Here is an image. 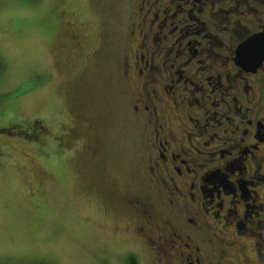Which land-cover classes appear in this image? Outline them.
<instances>
[{
	"label": "rangeland",
	"instance_id": "374dc122",
	"mask_svg": "<svg viewBox=\"0 0 264 264\" xmlns=\"http://www.w3.org/2000/svg\"><path fill=\"white\" fill-rule=\"evenodd\" d=\"M138 2L0 0V264H31L32 260L53 264H135L133 252L140 257V264H156L144 241L137 236L132 239L126 231L128 220L115 219L111 204L103 202V192L110 188L111 178L117 177L123 183L135 170V177L130 175V179L135 180L137 188L143 179L137 174L144 124L130 123V115H136L130 98L138 94L133 87L136 81L130 80L127 89L121 78L125 59L132 62L136 51V25L143 12L136 8ZM227 5L214 3L210 11ZM244 16V23L251 26L247 18L253 15ZM74 20L81 23L75 25ZM212 20L213 24L200 16L199 21H207L209 27L201 33L221 35L218 27L223 25L222 19L213 16ZM187 23L190 22L180 25ZM168 25L154 33H167ZM199 25L196 23V27ZM70 34L79 35L83 41ZM203 35L200 40L205 43L215 40ZM178 36L176 31L174 37ZM194 36L181 41L185 43ZM76 44L82 46L77 48ZM213 48L219 52L216 43ZM174 53L168 52L165 64L171 62ZM180 61H186V56L179 57ZM138 64L143 66L142 62ZM187 75L185 71L182 76ZM155 77L159 78V74ZM80 99L89 115H117V121L100 137L103 151L111 153V160L99 162L103 157L92 160L84 154L82 145L90 143L92 131L83 115L75 122L79 128L71 140L77 141L71 154L64 148L69 140L62 135L57 143L64 147L57 143L43 146L49 145L54 134L65 132V122L73 115L70 106L78 107ZM142 100L138 98L137 102L141 104ZM240 103L245 106L242 98L237 106ZM236 104L232 102L233 110ZM55 117L57 128L52 125ZM171 127L175 128L176 123ZM261 177L259 188L264 191V174ZM250 194L254 197V192ZM248 203L252 204L250 199ZM213 238L218 243V237ZM169 251V256L174 257L176 249L169 247ZM216 257H210L214 264ZM203 260L213 264L208 257ZM166 262L175 264L176 260Z\"/></svg>",
	"mask_w": 264,
	"mask_h": 264
},
{
	"label": "flooded vegetation",
	"instance_id": "af4514ba",
	"mask_svg": "<svg viewBox=\"0 0 264 264\" xmlns=\"http://www.w3.org/2000/svg\"><path fill=\"white\" fill-rule=\"evenodd\" d=\"M254 1L139 0L136 5L138 11L143 10L136 25L138 42L132 62L127 58L124 61L121 78L127 89L130 80L136 81L133 87L138 94L130 96L136 115H130V123L144 124L137 174L143 179L137 188L135 180L130 179V175L135 177V170L123 183L117 177L111 178L103 202L111 204L115 219L128 220L126 231L132 239L137 236L144 241L156 264H168L166 260L171 259L176 260L175 264H207L203 257L210 261L212 256H217L216 264H264V191L259 188L264 174L263 51L254 49L251 53L257 57L237 60V51L244 42L264 34V0H258L261 6L255 20L253 16L247 18L253 28L247 26L246 36L233 27L239 24L240 16L243 19L246 13L252 15L248 8ZM214 3L228 5L210 11ZM232 3H236L234 11ZM200 16L211 23L213 16L222 19L223 25L218 27L221 35H203L201 32L209 27L207 21H199ZM66 22L72 24L70 19ZM186 22L190 23L180 25ZM77 23L81 21L74 20ZM167 25V33L157 36ZM176 31L180 36L174 37ZM191 35L194 38L182 43ZM201 35L215 40L205 43ZM68 36L83 41L79 35ZM215 43L219 52L213 48ZM173 50L171 62L165 64L166 55ZM182 55L186 61L178 62ZM143 71L148 74H141ZM185 71L189 76H182ZM147 76L150 80H145ZM138 98H143L141 104ZM239 98L244 107L242 103L237 106ZM77 103L78 107L70 106L73 115L65 122V132L54 134L46 147L55 146L62 135L69 144H57L71 154L77 142L71 140L79 128L75 122L83 115L93 137L82 145L84 154L92 160L103 157L99 162L111 160V153L103 151L100 137L117 121V115H103L101 111V115H89L83 100ZM174 122L176 127L172 128ZM52 125L59 126L57 117ZM257 152H261L259 157ZM100 173L104 178L102 168ZM212 235L218 237V243ZM169 247L176 249L174 257L169 256ZM133 255L135 264H140V257L136 252Z\"/></svg>",
	"mask_w": 264,
	"mask_h": 264
},
{
	"label": "water",
	"instance_id": "95a60500",
	"mask_svg": "<svg viewBox=\"0 0 264 264\" xmlns=\"http://www.w3.org/2000/svg\"><path fill=\"white\" fill-rule=\"evenodd\" d=\"M254 49L256 50V52L262 49V54L264 55V34H259L244 42L237 51V60L241 62L242 58L245 60V57L246 59H253L254 57H257L256 55L251 53L254 51ZM260 57L263 56L260 55Z\"/></svg>",
	"mask_w": 264,
	"mask_h": 264
},
{
	"label": "trees",
	"instance_id": "16d2710c",
	"mask_svg": "<svg viewBox=\"0 0 264 264\" xmlns=\"http://www.w3.org/2000/svg\"><path fill=\"white\" fill-rule=\"evenodd\" d=\"M231 5H232V9L234 11V8H235L234 5H236V3H232ZM260 6H261V3H259L258 0H255L254 3H251V6L248 8L249 12H251L253 17H254V20H255L256 16L259 15V13H257V10L259 9ZM233 13H235V12H233ZM233 17H234V15H233ZM239 19H240L239 24L238 25L235 24L233 27L236 28L237 30H239V32L242 36H246L245 33H248V31L246 30L247 26L253 28V23H252V25L250 24L251 26H249V25H247V23H244V20L241 18V16ZM229 26H232V24L230 23ZM217 61H219V60H217ZM34 262H35V260H32L31 264H53L52 262L51 263L50 262H40V261L36 262V263H34Z\"/></svg>",
	"mask_w": 264,
	"mask_h": 264
},
{
	"label": "crops",
	"instance_id": "0c3cea01",
	"mask_svg": "<svg viewBox=\"0 0 264 264\" xmlns=\"http://www.w3.org/2000/svg\"><path fill=\"white\" fill-rule=\"evenodd\" d=\"M55 128H57V127H55ZM44 147H46V145H43Z\"/></svg>",
	"mask_w": 264,
	"mask_h": 264
}]
</instances>
